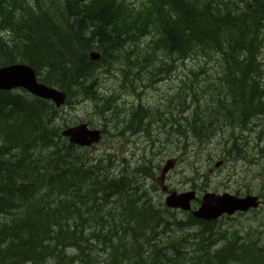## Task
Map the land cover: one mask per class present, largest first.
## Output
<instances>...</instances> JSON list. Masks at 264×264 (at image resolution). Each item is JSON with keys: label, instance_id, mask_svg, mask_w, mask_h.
I'll return each mask as SVG.
<instances>
[{"label": "trees", "instance_id": "trees-1", "mask_svg": "<svg viewBox=\"0 0 264 264\" xmlns=\"http://www.w3.org/2000/svg\"><path fill=\"white\" fill-rule=\"evenodd\" d=\"M126 1L0 0V68L28 65L43 84L66 94L57 108L21 89L0 91V264H264L262 234L252 238L233 223L181 216L152 198L161 171L153 157L165 155L172 138H182L174 142L183 146L180 154L172 155L182 162L192 158L190 139L201 148L217 139L219 153L209 162L250 166L264 204V146L258 145L264 144V0ZM167 17L181 26L173 38L164 30ZM142 38L155 56L212 58L215 77L195 85L183 80L166 98L170 106L123 109L122 93L135 95L136 84L152 73H169L165 61L148 67L123 55ZM92 51L100 54L97 62L90 61ZM114 71L124 83L105 95L102 78ZM84 103L92 114L86 119L65 114ZM92 116L111 139L156 134L159 141L148 147L157 154L132 162L61 136L79 123L93 127ZM250 132L257 135L251 144L244 137ZM187 164L192 189L214 187L206 178L197 188L199 167Z\"/></svg>", "mask_w": 264, "mask_h": 264}, {"label": "rangeland", "instance_id": "rangeland-1", "mask_svg": "<svg viewBox=\"0 0 264 264\" xmlns=\"http://www.w3.org/2000/svg\"><path fill=\"white\" fill-rule=\"evenodd\" d=\"M129 5L132 4L133 0H127L126 1ZM175 18L174 17H167L165 19V28L164 30L166 32H170L171 37H175L174 31L177 28V30H181L180 27L181 26H175L173 25ZM200 28H197L196 31H200ZM176 30V31H177ZM178 33H180V31H178ZM189 36V35H187ZM179 37H176V39ZM142 44L141 46L135 48V50L133 51L132 49L126 47V49L123 52V55L125 54V56H127L126 58L130 61H140L142 62V64L144 66H150L151 62H160V64H162L163 61H165L164 66L165 68L168 69L169 73L166 75H163L162 73H156V76L154 73H152V78H147L145 80H142V84L143 87L141 88L144 92L145 98H144V102H145V107L149 108V106H152V108H154L155 105L159 104L161 105V107H163L165 104L169 105L168 101L169 99H166V97L172 98L175 96V94L173 93L175 92H179V87H184L182 82L183 80L189 82H192V85H195V83H198L200 81H203L204 79H209L215 77L216 74V69L213 67L215 65L216 61H212L211 59H205L201 56H198L197 58H192V59H187V60H179V59H171L168 58L167 56L160 54L158 56H155L154 54H149L148 53V47H149V39H145L142 38ZM148 54V55H147ZM165 58H168V60H172L171 64L169 63V61H167ZM214 63V64H213ZM169 65V66H168ZM151 67V66H150ZM117 71H119L120 69H122V63H117L114 67ZM190 74H193L195 76H191ZM174 75V76H172ZM195 77L197 82L195 81ZM195 82V83H194ZM102 84H103V88H102V92L105 91H112L115 87H116V81L113 77L111 76H107V77H103L102 78ZM140 85L137 88V93L140 95L142 93L141 90H139ZM187 88V87H185ZM170 90H172V92H170ZM212 93H216L214 91H209ZM217 94V93H216ZM181 97H183L181 94H179ZM128 103H133L135 102V100H133L132 97L127 99ZM170 106V105H169ZM91 111V107L89 105V103H84L82 104L80 107L77 105H75V108L73 109H65V114H69V116L73 117V119H86L85 117L91 116L90 113ZM176 113V112H175ZM109 116V115H108ZM124 116V114H122L120 116V124H121V120L122 117ZM93 120V127L97 128V122L100 123V121H97L93 116L91 117ZM66 120V119H65ZM91 120V119H90ZM165 120V118H164ZM67 124L66 125H72L73 122L66 120ZM65 121V122H66ZM74 126V125H72ZM107 128H111L112 127V122L108 121ZM163 127V126H162ZM161 127V128H162ZM166 125L164 126L165 129ZM153 128V127H152ZM161 128H159L161 130ZM257 129V128H256ZM156 130V129H155ZM170 130V129H169ZM152 131H154V129H152ZM167 131V130H166ZM258 132V130H256ZM255 131V132H256ZM163 131L161 130V133ZM117 133V132H116ZM159 134V139H160V143L165 142V135L162 134L160 136V133L157 132ZM133 135H138L133 137L136 140V143H127L130 136L129 137H124L120 140L117 139H111V137H107L105 139V143H100L98 144L96 147L91 149V152L94 153H101L104 150H109V152L113 153H117L123 155V157H128L130 154L135 152V159L139 160L141 157V154H149L150 153V148L148 147V145H150V141L153 140L154 142L159 141L157 139V135L153 134L151 135V140H149V143H147L145 140H148L147 137L144 135V133H135ZM244 137H247L250 144L253 143V140H257V135L254 134V132H250V133H246L244 134ZM180 138V137H179ZM116 140V141H115ZM175 141H182V138H180L179 140H177L175 137L172 138V143L167 147L169 150H165V157L162 159H158L157 163H160L162 161L165 162V160H167L170 157H166L168 154L173 155L174 154H180L179 149L177 148V145L174 144ZM216 141H214V143L212 145H206L205 147L203 146V148H201L200 146L197 145V141L196 139H190L189 142L187 143V151L188 153L192 156V158H190L187 161L184 162H178L174 172L169 174L168 177V181L169 184L171 185V187H173L176 191H182L184 189H186L188 186L183 184L181 182V178H182V172H187L188 170H190V165L187 164L188 162H193V161H198L197 166H200V170L202 171V168H206V170H211L208 174L207 177H209V180L211 182H213L215 184V186L220 183L223 178L226 176V173L228 168L232 166V164L229 165H219L217 168L214 167V165L212 166L211 164L209 165L210 169H208L207 167V163L211 160V158L213 156L216 155V150H218L217 152L219 153V148H218V144L216 143ZM158 144V142L156 143ZM202 144V143H201ZM260 146H264V144L262 145L261 143L258 144ZM179 144V148H182V146ZM177 148V149H176ZM208 148V150H207ZM158 152V148H156V151ZM173 157V156H172ZM237 165H240L237 164ZM224 166V167H223ZM241 168L238 169V171H240ZM248 178L246 179V183L250 184V181L253 179L252 175L249 173L247 174ZM216 177V178H215ZM239 177L237 176L236 179H238ZM224 186H221L220 188H218L219 192H225L226 187H230L231 189H228V191H231L233 186L235 187V183L232 182H224ZM233 184V186L231 185ZM245 185L244 181H240V183H238V186ZM236 187V188H237ZM224 190V191H223ZM235 218V222L234 221H227L229 223H233L238 230H240L241 232L246 231V229L248 228L250 230L251 233V237L252 238H257L258 234H262V238H264V209L261 208L257 213H248L245 216H236ZM172 235V230L170 231ZM214 244V243H213ZM264 254V253H263Z\"/></svg>", "mask_w": 264, "mask_h": 264}, {"label": "water", "instance_id": "water-1", "mask_svg": "<svg viewBox=\"0 0 264 264\" xmlns=\"http://www.w3.org/2000/svg\"><path fill=\"white\" fill-rule=\"evenodd\" d=\"M90 58L96 61L99 56L91 54ZM14 89H23L37 98L52 101L56 107H60L65 100V95L60 91L39 84L35 78L34 71L24 65H12L0 68V91H11ZM61 134L68 139L71 145L79 147H90L101 139L100 131L90 130L86 124L69 127L62 131ZM173 165V161L168 162L163 170V174L171 169ZM193 199V193L181 195L174 193L166 199L165 205L168 208H179L186 211L189 210V203ZM257 206V199L253 197L238 199L228 194L222 196L210 194L204 196L201 207L194 213V216L211 220L216 219L223 213L231 215L236 211L246 212L250 208H256Z\"/></svg>", "mask_w": 264, "mask_h": 264}, {"label": "bare ground", "instance_id": "bare-ground-1", "mask_svg": "<svg viewBox=\"0 0 264 264\" xmlns=\"http://www.w3.org/2000/svg\"><path fill=\"white\" fill-rule=\"evenodd\" d=\"M251 122V121H250ZM160 123V122H159ZM171 131V130H170ZM135 136H138V135H132V137H135ZM148 139V138H147ZM147 143H149V140H145ZM153 141V140H152ZM182 143V141L180 142V144ZM183 147V146H182ZM187 148V147H186ZM179 149V152H180V149L181 148H178Z\"/></svg>", "mask_w": 264, "mask_h": 264}]
</instances>
